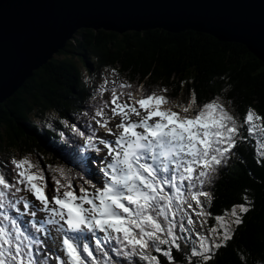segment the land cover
Segmentation results:
<instances>
[{
	"label": "snow or ice",
	"instance_id": "1",
	"mask_svg": "<svg viewBox=\"0 0 264 264\" xmlns=\"http://www.w3.org/2000/svg\"><path fill=\"white\" fill-rule=\"evenodd\" d=\"M107 72L74 120L54 115L59 138L70 132L87 154L64 158L75 175L27 154L0 158V264H210L254 210L244 197L214 214L206 186L245 145L259 144L264 167V112L237 117L194 89L172 106L167 88L136 95Z\"/></svg>",
	"mask_w": 264,
	"mask_h": 264
},
{
	"label": "trees",
	"instance_id": "2",
	"mask_svg": "<svg viewBox=\"0 0 264 264\" xmlns=\"http://www.w3.org/2000/svg\"><path fill=\"white\" fill-rule=\"evenodd\" d=\"M110 68L117 70L118 80L133 84L136 95L167 88L172 106L186 105L194 89L198 102L216 96L237 117L249 106L264 112V63L241 43L193 30L118 33L82 28L0 103V158L27 154L32 161L42 158V167H63L45 147L55 134L48 123L54 115L66 118L86 99L91 104L90 81ZM254 155V147L242 146L214 187L207 186L214 214L244 197L255 203L234 241L210 264H264V167L257 166Z\"/></svg>",
	"mask_w": 264,
	"mask_h": 264
},
{
	"label": "water",
	"instance_id": "3",
	"mask_svg": "<svg viewBox=\"0 0 264 264\" xmlns=\"http://www.w3.org/2000/svg\"><path fill=\"white\" fill-rule=\"evenodd\" d=\"M82 28L193 30L264 63V0H0V103Z\"/></svg>",
	"mask_w": 264,
	"mask_h": 264
},
{
	"label": "rangeland",
	"instance_id": "4",
	"mask_svg": "<svg viewBox=\"0 0 264 264\" xmlns=\"http://www.w3.org/2000/svg\"><path fill=\"white\" fill-rule=\"evenodd\" d=\"M34 163L36 162V160L33 161Z\"/></svg>",
	"mask_w": 264,
	"mask_h": 264
}]
</instances>
